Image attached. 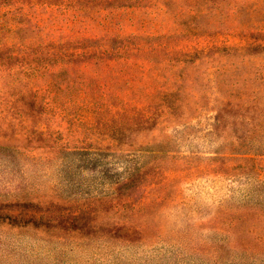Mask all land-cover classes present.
Here are the masks:
<instances>
[{"label":"rangeland","instance_id":"rangeland-1","mask_svg":"<svg viewBox=\"0 0 264 264\" xmlns=\"http://www.w3.org/2000/svg\"><path fill=\"white\" fill-rule=\"evenodd\" d=\"M9 1L0 264H264V0Z\"/></svg>","mask_w":264,"mask_h":264},{"label":"trees","instance_id":"trees-1","mask_svg":"<svg viewBox=\"0 0 264 264\" xmlns=\"http://www.w3.org/2000/svg\"><path fill=\"white\" fill-rule=\"evenodd\" d=\"M17 3H18L17 7L12 8L13 4H11V1H9L8 5H6L7 11H5L4 8H2V10L5 11L4 13H23L25 7L29 8L30 10L33 9L34 11L36 8L45 7L46 9L56 8L60 10V13L62 14H66L69 12L70 13H81L84 11L82 8H79L80 5L77 3V1H72V0H20V1H17ZM30 10L27 13H30ZM34 11L32 13H35ZM77 16H80V15L77 14ZM32 20L35 21L37 25L38 21L34 20V18L31 16V17H28L24 21H19L18 23H16V25L14 26V29L18 30V29L24 28L25 26H27V23L31 22ZM40 24H44V23H40ZM44 28H46L45 25H44ZM75 37H77L75 43H83L82 41L88 40V39L80 40V38L78 37V33H74L73 35L70 36V38H75ZM73 49H76V48L72 47L71 53H69L68 55H63L64 57L67 58L65 63H74L79 58H84L86 62V60H90V57L94 59L97 58V60L101 61L103 59L102 57L104 56V54L109 52V50L107 49L96 48L95 54L90 57H87V52L75 53ZM56 62H60V59L56 58ZM94 107H95L94 103L90 101H87V103L85 104V111L87 113H90L91 117L94 114L91 111V109H95ZM91 117L89 120L94 119L93 117L92 118ZM145 152L146 154L150 153V151H145ZM145 166L146 165L139 163L134 166L126 167L123 176L121 178L115 179V182L113 183L115 187H117V190L119 191L123 189L124 192L127 190H131L129 191L130 192L129 194H131L132 191L137 190L139 186V183L137 184V182L143 179V177H145L148 173ZM127 196L129 197L130 195H127ZM21 207H25V206H21ZM245 212L250 213L251 211L249 209L242 210V213H245ZM31 214L32 215L30 219H27V221L34 223L35 221H32V220H36V219H33L32 216L37 213L33 211V213ZM19 215L27 216V214H23V213H20ZM17 218H21V217L17 216ZM52 221H54V219H52ZM46 227H51L53 230L57 228L56 226H45V228Z\"/></svg>","mask_w":264,"mask_h":264}]
</instances>
